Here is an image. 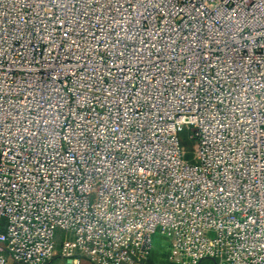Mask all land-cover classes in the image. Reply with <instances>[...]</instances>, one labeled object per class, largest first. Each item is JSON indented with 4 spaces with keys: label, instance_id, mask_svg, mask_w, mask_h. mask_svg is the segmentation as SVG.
I'll return each mask as SVG.
<instances>
[{
    "label": "built area",
    "instance_id": "built-area-1",
    "mask_svg": "<svg viewBox=\"0 0 264 264\" xmlns=\"http://www.w3.org/2000/svg\"><path fill=\"white\" fill-rule=\"evenodd\" d=\"M154 235L264 264V0H0V264Z\"/></svg>",
    "mask_w": 264,
    "mask_h": 264
},
{
    "label": "rangeland",
    "instance_id": "rangeland-1",
    "mask_svg": "<svg viewBox=\"0 0 264 264\" xmlns=\"http://www.w3.org/2000/svg\"><path fill=\"white\" fill-rule=\"evenodd\" d=\"M180 136L182 138V143L184 145V148L187 153H189V156L191 155V152L194 150L196 144L193 140H191L188 137V130L185 128L181 133ZM152 247H158V248H165L166 242L165 239L159 235H154L151 240ZM165 257V253L163 255ZM47 264H63V260L58 257L57 255Z\"/></svg>",
    "mask_w": 264,
    "mask_h": 264
},
{
    "label": "crops",
    "instance_id": "crops-1",
    "mask_svg": "<svg viewBox=\"0 0 264 264\" xmlns=\"http://www.w3.org/2000/svg\"><path fill=\"white\" fill-rule=\"evenodd\" d=\"M166 253V247L158 248L152 247L150 256L148 258V264H170L166 261L165 257L163 256ZM79 264H91L87 260H81ZM200 264H214L211 260H203Z\"/></svg>",
    "mask_w": 264,
    "mask_h": 264
}]
</instances>
